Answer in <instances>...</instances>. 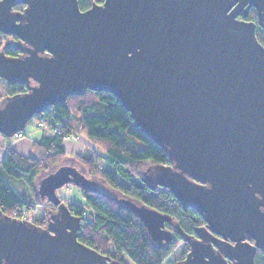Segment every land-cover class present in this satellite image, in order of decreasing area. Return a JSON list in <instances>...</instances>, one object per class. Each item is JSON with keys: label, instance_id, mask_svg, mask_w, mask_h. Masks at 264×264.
<instances>
[{"label": "water", "instance_id": "water-1", "mask_svg": "<svg viewBox=\"0 0 264 264\" xmlns=\"http://www.w3.org/2000/svg\"><path fill=\"white\" fill-rule=\"evenodd\" d=\"M251 7L264 25V0H104L86 10L78 0H0V31L23 45L20 56L0 54V76L27 87L0 103V134L13 137L88 88L114 94L169 156L147 169L149 182L207 221L185 236L180 264H256L264 252V44L256 22L239 18ZM68 183L94 185L68 164L38 180L57 206L53 225L0 210V264H115L78 239L81 217L57 193ZM134 211L160 237L153 240L170 241L169 215L136 203Z\"/></svg>", "mask_w": 264, "mask_h": 264}, {"label": "trees", "instance_id": "trees-1", "mask_svg": "<svg viewBox=\"0 0 264 264\" xmlns=\"http://www.w3.org/2000/svg\"><path fill=\"white\" fill-rule=\"evenodd\" d=\"M78 1L81 10L104 2ZM24 7V4H19L14 10H23ZM252 18H257L254 11ZM256 35L264 44L261 27L257 28ZM22 46L16 35L0 31L1 55L20 56ZM25 91L24 83L8 82L0 76V102ZM41 119L49 120V129H42L37 137H33L31 153L17 150L10 142L6 144L0 162L2 213L10 216L16 212L21 214L39 205L42 216L35 223L42 225L56 206L41 196L38 180L54 165L73 159L86 170L84 175L94 181L90 189L78 186L84 202L59 195L63 202H71L69 209L73 214L81 216L78 232L81 242L108 255L115 264H180L190 250L184 235L196 236V228L203 224V218L193 208H184L166 187L143 180L148 167L168 164L170 159L162 146L135 125L121 100L110 92L88 88L80 95H70L65 101L54 103L35 115L31 123ZM26 131L25 128L22 132L27 135ZM79 132L93 141L96 147L81 152L68 151L64 144L65 136ZM104 164L109 166L105 168ZM101 183H106L117 195L103 188ZM126 198L169 215L172 226L168 227L176 238L165 243L150 238L139 215L124 202ZM255 263L264 264L263 251L256 252Z\"/></svg>", "mask_w": 264, "mask_h": 264}, {"label": "rangeland", "instance_id": "rangeland-1", "mask_svg": "<svg viewBox=\"0 0 264 264\" xmlns=\"http://www.w3.org/2000/svg\"><path fill=\"white\" fill-rule=\"evenodd\" d=\"M32 125L36 127V128H34L35 132H39L42 130V128L37 127V125H39V120L37 122H34V123L30 122L26 128H29ZM1 138H3V135L0 134V139ZM12 140H14L15 143H19V142L26 140L27 144L22 146L20 151L24 152V150L26 149L25 152L29 151V153H31L32 144H33V137H31V134H28V135L25 134V135L18 137V138L12 137ZM5 147H6L5 143H0V162H1V159L3 157V152H4ZM95 147H96L95 143L93 141H91L89 138H87L86 136L82 135L81 132H79V135L77 138L71 140L70 142L68 141V144H67V149H68V151H71V152H77V151L81 152L82 150H84L86 148H95ZM25 154H28V153H25ZM61 164L62 165L68 164V165L76 166L78 168V170H80L83 174L86 173V170L78 162H76L73 159H66L65 161L61 162L59 165L58 164L54 165L50 170L43 172V174L40 178L46 176L49 172L55 171L59 166H61ZM107 166H109V165L104 164L105 168ZM109 168H111V167H109ZM93 179H95V178H93ZM99 183H100V181H99ZM101 185L103 186V188H106L110 193L117 195V192H115L113 189L108 187L106 185V183L105 184L101 183ZM57 193L60 196L68 197L69 200L74 199V200L79 201V202H84V200H83L84 198H83L81 190H79V187L73 183H68L67 185L58 189ZM126 199L132 200L129 198H126ZM132 201H134V200H132ZM66 203H67V205L69 204L68 201ZM134 203L140 204V203H137L136 201H134ZM48 205L50 206V204H48ZM69 207H70V204L68 205V208ZM14 215H16V213H14ZM17 215H18L17 217H19V218H21L20 216H22V217L23 216H29L31 218H34L33 222L35 223L38 221L37 220L38 217L40 218L42 216V211H41V207H36V209H32L30 211H24V212H21V214H17Z\"/></svg>", "mask_w": 264, "mask_h": 264}, {"label": "flooded vegetation", "instance_id": "flooded-vegetation-1", "mask_svg": "<svg viewBox=\"0 0 264 264\" xmlns=\"http://www.w3.org/2000/svg\"><path fill=\"white\" fill-rule=\"evenodd\" d=\"M253 11L256 13V16H257V11H256V8L255 7H251L250 9H249V11H248V13L246 14V15H240L239 16V18H241V19H244V20H247V21H254V22H256V31H257V28L258 27H261L263 30H264V25H260L259 24V22H258V17L256 18V19H254V18H252V13H253ZM151 167V166H150ZM149 168V167H148ZM147 168V169H148ZM148 171H146V173H145V175H144V177H143V180L144 181H149V178L151 179L152 178V176H151V174H149V173H147ZM134 202V201H133ZM52 205H54V204H52ZM55 206V205H54ZM132 210L134 211V203H133V205H132ZM196 211V210H195ZM57 212V206L54 208V210H51V212L45 217V219H44V222H43V224L41 225V224H38V225H40V226H42V227H47L48 225H53V223H55L54 222V220H53V215L55 214ZM197 212V211H196ZM198 213V212H197ZM198 214H200V213H198ZM75 216H77V217H81L80 215H78V214H74ZM201 215V214H200ZM201 217L203 218V224L201 225V226H207V221L204 219V217L201 215ZM168 225H171L170 224V222H167L166 223V225H165V227H166V229L168 230V231H170L171 232V234L168 236V238H176L174 235H173V230L171 229V228H169L168 227ZM172 226V225H171ZM213 235L215 236V237H217V238H221V235H219V234H217V233H213ZM196 236H197V233H196ZM149 237L150 238H160V237H158V236H154V235H152V234H149ZM184 237H185V235H184ZM196 238H199V235H198V237H196ZM247 238H253V237H247ZM249 241L251 242V243H254V239H249ZM163 243H165V242H163ZM214 245V244H213ZM214 247L215 248H217V246L216 245H214ZM259 250V249H258ZM257 250V251H258ZM227 260H228V262L230 263V264H233V260H231V259H229V258H227Z\"/></svg>", "mask_w": 264, "mask_h": 264}, {"label": "built area", "instance_id": "built-area-1", "mask_svg": "<svg viewBox=\"0 0 264 264\" xmlns=\"http://www.w3.org/2000/svg\"><path fill=\"white\" fill-rule=\"evenodd\" d=\"M49 120L48 119H41V120H39V125H37V127L38 128H42V129H49ZM23 135H25L22 131H19V132H17V133H15L14 134V136L13 137H15V138H18V137H21V136H23ZM78 135L79 134H76V133H74V135H67V136H65V139H64V144L67 146V144H68V141L70 142L71 140H73V139H75V138H77L78 137ZM10 138H12V137H10ZM15 142V141H14ZM68 203L71 205V202L70 201H68ZM68 204V205H69ZM36 207H40L39 205H36L35 206V208H33V209H36ZM18 213L16 212V215H14V216H18L17 215ZM22 219H27V220H29V221H34V218H31V217H29V216H20Z\"/></svg>", "mask_w": 264, "mask_h": 264}, {"label": "crops", "instance_id": "crops-1", "mask_svg": "<svg viewBox=\"0 0 264 264\" xmlns=\"http://www.w3.org/2000/svg\"><path fill=\"white\" fill-rule=\"evenodd\" d=\"M34 128H36V127L33 126V125L30 126L29 128H26L27 129V131H26L27 135L31 134V137H37L40 134V131L39 132H35ZM7 142H10L11 146L16 148L19 151L21 150L22 146L27 144L26 140H24L22 142H19V143H15L14 140H12V138H9V137H3V138L0 139V143L7 144ZM5 150H6V147L4 148L3 155L5 154ZM25 151H26V149L24 150V153H29V151H27V152H25ZM21 152H23V151H21Z\"/></svg>", "mask_w": 264, "mask_h": 264}]
</instances>
